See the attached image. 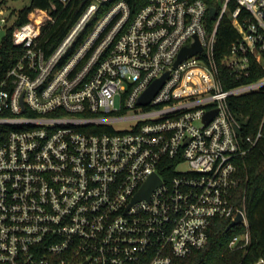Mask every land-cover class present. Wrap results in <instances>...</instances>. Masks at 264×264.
<instances>
[{
	"label": "built area",
	"instance_id": "built-area-1",
	"mask_svg": "<svg viewBox=\"0 0 264 264\" xmlns=\"http://www.w3.org/2000/svg\"><path fill=\"white\" fill-rule=\"evenodd\" d=\"M231 1L212 29L207 0H147L135 13L128 0H50L21 23V8L0 7V52L9 30L17 51L0 73V264H172L239 211L245 230L229 245L251 242L239 159L263 121L243 134L230 98L264 89V0ZM65 11L78 14L54 42ZM225 14L237 36L219 55ZM154 172L161 182L134 199Z\"/></svg>",
	"mask_w": 264,
	"mask_h": 264
},
{
	"label": "trees",
	"instance_id": "trees-1",
	"mask_svg": "<svg viewBox=\"0 0 264 264\" xmlns=\"http://www.w3.org/2000/svg\"><path fill=\"white\" fill-rule=\"evenodd\" d=\"M9 0H0V7ZM223 0H207V25L212 29L220 13ZM132 13L140 9L147 0H128ZM235 0L230 2L234 8ZM50 0H30L28 4L19 10V23L30 19V11L35 7H49ZM68 21L62 23L58 31H52L50 39L56 42L65 32L69 24L75 19L78 12L65 11ZM61 21V20H59ZM237 31L232 24L231 18L225 14L219 24L217 31L216 47L219 55L225 53ZM17 58V51L11 39V30L4 38L3 47L0 52V73L13 64ZM225 73V71H224ZM262 74L252 75L250 79ZM225 85L235 84L229 75ZM230 104L233 112L243 125V134H256L262 121L263 135L249 152L239 159L241 183L239 191L246 197L247 217L251 234V242L245 246L232 249L229 245L233 236L245 230V225L238 223L230 228L229 218L218 217L213 220L209 230V237L203 248L197 249L192 255L175 258L172 264H250L264 255V89L252 90L231 96ZM7 127L0 126V142L6 136Z\"/></svg>",
	"mask_w": 264,
	"mask_h": 264
},
{
	"label": "water",
	"instance_id": "water-1",
	"mask_svg": "<svg viewBox=\"0 0 264 264\" xmlns=\"http://www.w3.org/2000/svg\"><path fill=\"white\" fill-rule=\"evenodd\" d=\"M201 49H202V46L199 40H197L192 46H184L177 60L175 61V64H178L187 54H193ZM167 76H168V71H166L162 76L156 78L150 84V86L145 90V92L141 95L139 101L141 103H148L152 99L154 94L157 92V90L160 88V86L163 84ZM216 111H217L216 108L209 110L205 118L207 119L211 118L216 113ZM160 182H161L160 176L156 172L152 173L149 176V178L146 180L143 187L137 192L134 199H139L142 197H149L153 188ZM243 216L244 215L242 211H239L237 216L230 221L227 228H230L236 225L237 223H239L243 219Z\"/></svg>",
	"mask_w": 264,
	"mask_h": 264
},
{
	"label": "rangeland",
	"instance_id": "rangeland-1",
	"mask_svg": "<svg viewBox=\"0 0 264 264\" xmlns=\"http://www.w3.org/2000/svg\"><path fill=\"white\" fill-rule=\"evenodd\" d=\"M30 0H9L7 3H5V7L6 9L9 10H19L20 8H22L23 6H25L26 4L29 3ZM123 125V123H118V126ZM188 167V165L186 163L182 164L179 166L180 169L186 168Z\"/></svg>",
	"mask_w": 264,
	"mask_h": 264
}]
</instances>
